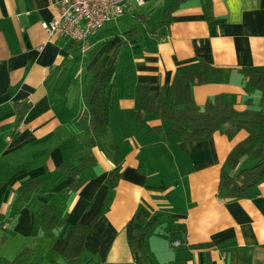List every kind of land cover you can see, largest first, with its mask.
<instances>
[{"label":"crops","instance_id":"1","mask_svg":"<svg viewBox=\"0 0 264 264\" xmlns=\"http://www.w3.org/2000/svg\"><path fill=\"white\" fill-rule=\"evenodd\" d=\"M60 1L0 0V242L13 245L17 256L29 247L31 264H63L74 227L89 224L86 257L134 264L124 227L142 208L163 214L147 232V264H264V180L244 198H218L220 168L244 132L233 141L214 133L203 141L167 143V121L154 112L142 126L134 118L137 85L158 91L177 72L201 63L223 73L193 88L196 105L222 95L236 110L248 99L264 110L261 93L250 92L241 73L264 74V0H178L162 29L157 26L163 12L177 0H142L139 7L129 2L126 19L137 10L149 13L143 26L151 12L161 14L156 31L145 26L146 34L139 32L120 55L105 137L118 146L122 160L114 187L108 183L115 165L100 144L91 149L93 160L84 171L59 178L61 166L77 164L83 147L86 125L80 117L90 77L86 72L83 79L77 67L86 69L93 47L109 36L98 31L86 52L66 38L48 36L41 24L57 16ZM248 159L241 158V168L252 164ZM67 189L59 236L34 237L36 213Z\"/></svg>","mask_w":264,"mask_h":264},{"label":"trees","instance_id":"2","mask_svg":"<svg viewBox=\"0 0 264 264\" xmlns=\"http://www.w3.org/2000/svg\"><path fill=\"white\" fill-rule=\"evenodd\" d=\"M180 1V0H179ZM178 6V0L163 12L157 29L163 28L166 18ZM147 14H137L131 19L124 17L114 23L109 36L97 43L86 59V70L90 78L84 83V109L80 122L86 125L81 136L83 147L76 155L77 164L62 165L59 178L79 174L92 162L91 149L100 144L105 157L115 165L111 173L109 186L114 187L119 176L118 166L121 156L116 144L105 142L108 131V114L115 99V76L122 50L128 41L137 39L138 25L143 24ZM128 17V15H127ZM160 29V30H161ZM223 71L201 63L197 67L177 72L170 84L158 91L146 85H137L134 90L137 109L134 112L136 122L142 126L146 115L156 113L161 121H167L169 127L164 130L167 143L197 142L208 139L212 134L224 135L229 141L244 132L245 137L233 144L220 168L218 198L223 202L244 198L250 189L264 180V110L248 99L245 108L236 110L225 102L222 95H216L203 106L194 102L192 91L195 86L211 83ZM247 79L249 91H259L264 98V74L251 70L241 72ZM251 157L255 163L252 167L241 168L240 160ZM77 181L74 188L80 185ZM67 189L55 197L47 210L36 213L33 236L41 235L54 239L66 223ZM160 215L149 214L139 208L124 227V236L134 264H147L146 238L150 227ZM89 224H77L62 252L63 264H99L93 257H86L84 241ZM38 253V248L34 250ZM89 256V255H88ZM31 249L25 248L10 264H31Z\"/></svg>","mask_w":264,"mask_h":264},{"label":"built area","instance_id":"3","mask_svg":"<svg viewBox=\"0 0 264 264\" xmlns=\"http://www.w3.org/2000/svg\"><path fill=\"white\" fill-rule=\"evenodd\" d=\"M129 2L142 6V0H61L57 16L41 24L48 36H58L72 41L81 52L90 48V39L102 28L120 21ZM179 242H174L177 247Z\"/></svg>","mask_w":264,"mask_h":264},{"label":"rangeland","instance_id":"4","mask_svg":"<svg viewBox=\"0 0 264 264\" xmlns=\"http://www.w3.org/2000/svg\"><path fill=\"white\" fill-rule=\"evenodd\" d=\"M141 12H146V10L145 9L137 10V13H141ZM160 14H161V12H156V11L150 13L149 18H148V20L146 21V24H145V26L147 27L148 31H156L155 24L159 20ZM113 26H114V23L106 25L104 28L101 29V34L104 35L106 33H110L111 28ZM145 26L138 25V27H137L139 32L141 33V35L142 34H144V35L146 34ZM76 58L79 60V58H81V57L80 56H76ZM77 68H78V70L81 71L82 77L84 79V75H86V72H87L86 69L84 67H82V64L80 66H78ZM88 76L90 77V74H88ZM78 82H80V80H78ZM71 94L75 95L76 94V89L72 88L71 89ZM248 160H249L250 164L252 163L249 167H252L253 164L255 163L254 160L251 157ZM245 167H247V166H245ZM9 244L10 243H8L7 241H4L3 243L0 242V257H2L1 260H0V264H10V261L14 260L17 257V254H15V252H12L15 248H13V245H9ZM4 258H6L7 260H5ZM16 264H20L19 260L16 262Z\"/></svg>","mask_w":264,"mask_h":264}]
</instances>
